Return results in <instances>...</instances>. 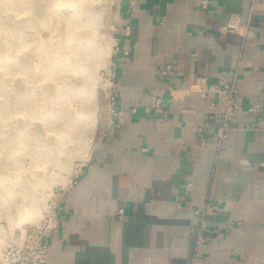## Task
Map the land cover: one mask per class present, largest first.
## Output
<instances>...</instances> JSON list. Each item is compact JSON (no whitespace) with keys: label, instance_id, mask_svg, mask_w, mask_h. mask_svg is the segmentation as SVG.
I'll use <instances>...</instances> for the list:
<instances>
[{"label":"crops","instance_id":"crops-1","mask_svg":"<svg viewBox=\"0 0 264 264\" xmlns=\"http://www.w3.org/2000/svg\"><path fill=\"white\" fill-rule=\"evenodd\" d=\"M251 3L117 0L111 121L58 201L46 264H264V0ZM220 82L255 112L203 150L222 108L198 89ZM154 96L164 117L144 113Z\"/></svg>","mask_w":264,"mask_h":264},{"label":"rangeland","instance_id":"rangeland-1","mask_svg":"<svg viewBox=\"0 0 264 264\" xmlns=\"http://www.w3.org/2000/svg\"><path fill=\"white\" fill-rule=\"evenodd\" d=\"M117 20V0H0V264L109 127Z\"/></svg>","mask_w":264,"mask_h":264},{"label":"built area","instance_id":"built-area-1","mask_svg":"<svg viewBox=\"0 0 264 264\" xmlns=\"http://www.w3.org/2000/svg\"><path fill=\"white\" fill-rule=\"evenodd\" d=\"M251 5L249 7V15L253 14V11L256 9L257 3L256 0H251ZM239 24L236 19H232L228 24V29L234 33L238 32ZM247 26L241 29L247 34ZM122 33L125 36H128L130 33L129 26H126ZM115 41L113 48L117 50ZM170 73V66L165 65L158 73L160 78L165 77ZM115 75H110V81H113ZM112 89L110 90V101H112ZM198 92L204 97L206 95H214L215 99L208 101V109L214 111L216 107H221L222 112L214 116L215 121L217 122V128L215 132L216 142L211 143L208 140H202L200 142V147L203 150H209L211 148L219 149L222 144L228 137V134L231 130L236 127V116L238 113H243L245 115H250L255 112V109L250 107L247 109L243 108V98L238 93L235 84H226L220 82L215 86H200ZM112 104V103H111ZM144 113L147 115H159L165 116L166 114V102L159 97H150L148 103L144 107ZM241 129H251L246 124L240 125ZM256 129L262 130V120L257 119ZM70 187V186H69ZM66 191V190H65ZM64 191V192H65ZM63 192V193H64ZM62 193V194H63ZM62 194L60 198L62 197ZM59 198V199H60ZM59 201V200H58ZM58 204V202H57ZM57 204L54 205L51 211L47 212L42 223L38 226H33L26 230L25 238L20 246H15L14 248L10 247L9 251H2V259L5 260L6 264H46V258L48 254V241L49 239L57 232L58 230V221H57ZM204 225L201 224V231H203ZM198 241L202 242L201 235L198 237Z\"/></svg>","mask_w":264,"mask_h":264},{"label":"bare ground","instance_id":"bare-ground-1","mask_svg":"<svg viewBox=\"0 0 264 264\" xmlns=\"http://www.w3.org/2000/svg\"><path fill=\"white\" fill-rule=\"evenodd\" d=\"M35 139V138H34ZM17 197V196H16ZM12 201V197L11 195L10 196H7L5 197V202H11ZM20 201V200H19ZM8 204V203H7Z\"/></svg>","mask_w":264,"mask_h":264}]
</instances>
